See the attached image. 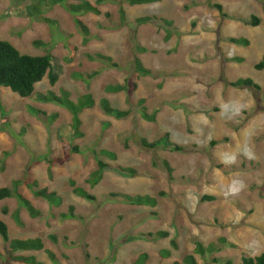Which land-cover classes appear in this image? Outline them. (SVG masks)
<instances>
[{
    "label": "rangeland",
    "instance_id": "obj_1",
    "mask_svg": "<svg viewBox=\"0 0 264 264\" xmlns=\"http://www.w3.org/2000/svg\"><path fill=\"white\" fill-rule=\"evenodd\" d=\"M215 4L223 5L227 15ZM99 7L101 14L80 15L92 33L85 42L74 15L61 4L30 16L22 12L18 0H0V39L22 53H50L58 74L55 84L46 76L30 97L0 86V158L8 153L0 162V187L21 180L20 192L41 210L40 216L32 217L18 199L0 200V219L8 223L11 237H41L45 249L23 253L48 264H135L142 254L147 255L143 264H188L184 259L189 254L195 255L197 264H221L195 252L196 240L218 244L221 237L236 246H223L213 256L242 264L244 254L262 253L264 91L243 87L247 88L243 95V88L234 89L229 82L252 78L264 87V69L255 67L264 56V0H159L137 5L105 0ZM121 8L127 14L124 24ZM254 15L260 18L258 25L251 23ZM141 16L156 18L139 24ZM223 28L228 36L247 38L250 44L230 42ZM205 44H213L220 55L196 58L195 52ZM140 46L148 51L140 52ZM96 54L113 60L89 57ZM137 56L153 75L136 71ZM235 56L243 60H232ZM117 83L127 89L107 90ZM63 90L75 102L87 93L95 99L94 106L80 113L82 137L74 135L71 111L44 99L49 93L62 96ZM141 98L146 99L148 112L156 114L154 121L143 117ZM105 99L131 114L124 118L106 114L101 107ZM166 134L185 149L175 151L168 145L152 150L141 144L142 137L155 141ZM98 160L110 166L92 186L88 180ZM119 165L135 167L139 175L123 174ZM34 179L62 195L63 203L57 206L35 196L27 184ZM70 179L96 199L76 194ZM126 195L153 196L157 203L134 204ZM205 195L215 199L203 201ZM70 205L81 219L61 217ZM160 230L169 236L148 235ZM52 234L58 236L57 242ZM48 249L56 253L57 261L49 257ZM0 252V264H26L9 259L1 235Z\"/></svg>",
    "mask_w": 264,
    "mask_h": 264
},
{
    "label": "trees",
    "instance_id": "obj_2",
    "mask_svg": "<svg viewBox=\"0 0 264 264\" xmlns=\"http://www.w3.org/2000/svg\"><path fill=\"white\" fill-rule=\"evenodd\" d=\"M19 4L23 6L22 12L27 13L30 16L35 15H43L45 12L46 7H51L56 4L63 5L71 14L75 17L76 25L78 26L80 32L84 36V41L88 42L91 39V29L85 23V21L80 18V15L86 13H95L101 14L102 10L99 7L101 3H104L105 0H97L96 3H93L91 0H18ZM131 5L137 4H147L157 2L159 0H126ZM222 15L226 16L227 14L223 10V5L215 4ZM121 22L124 24L127 18L126 10L121 8ZM106 15H110L109 12ZM156 16H141L137 18V22L139 24L148 23L154 20ZM44 20L54 23L53 20L49 18H44ZM168 24L170 23L169 20L166 18L164 19ZM253 25H258L260 23V18L256 15L253 16V20L251 22ZM171 35L168 34L167 37L169 38ZM228 40L235 44H244L249 45L250 40L247 38L242 37H228ZM40 43V42H38ZM73 49L74 46L71 45ZM138 49V48H137ZM140 52L148 51L147 48L141 47L138 49ZM74 55V51H73ZM92 60L99 58L105 59L107 61H112L113 59L109 56H105L103 54H96L89 56ZM232 60H243L242 57H234ZM113 66H118L116 62H112ZM135 67L136 71L140 75L144 76H151L154 74V71L145 66L144 62L140 57L135 58ZM257 69H264V56L260 62H258L255 66ZM97 74H91V76ZM46 76L49 77L50 82L55 84L58 80V74L55 72L54 65H53V56L48 53L44 55H30L26 53H22L13 43L8 40L0 39V86L6 87L11 89L14 93L20 95L21 97H30L35 93L36 85L41 82ZM230 86L235 88H243L248 87L250 89L255 90H263L260 84L255 82L252 78H239L237 80H233L229 82ZM127 89L126 84L117 83V84H110L107 86V90L111 92H120ZM45 100L48 101H56L59 104L63 105L65 108L71 111L73 114V128H74V135L75 137H82L84 135L83 131L81 130L82 127V119L80 113L89 107L94 106L95 99L91 93H87L83 95L77 102L70 99V93L66 90H63L62 96H57L53 93L51 96L45 95ZM146 99L141 98L139 100L141 106V112L143 117L148 121H154L156 119L155 113L148 112V107L145 105ZM101 107L103 108L104 112L108 115H112L116 118H124L131 114L130 109H119L114 107L109 100L105 99ZM213 144L217 143L216 141L212 142ZM141 144L144 148L157 150L162 146H172V149L175 151H183L185 148L178 144H174L170 141L169 134L162 137L161 139L150 141L146 137L141 138ZM74 152H80V148L78 146H73ZM108 153H113L109 150H104ZM115 155V153H113ZM8 153H6V157ZM6 157L0 158V162H5ZM48 172L52 174V168L55 164V161H49ZM98 168L92 172L89 183L92 186H96L104 176L105 169L110 165L103 160H98ZM165 166L169 173H173L174 169L171 166L168 160L164 161ZM119 171L123 174H129L133 177L139 175V171L132 166H117ZM22 181L16 179L13 182L12 186H2L0 187V200L8 199V198H16L18 199L21 207L24 206L25 209L30 213L32 217H38L41 215V210H39L33 202L26 197L23 193L20 192L19 187L21 186ZM29 188L33 190V193L37 197H42L48 200L51 204H55L60 206L63 203V197L57 191L51 190L49 187H43L40 185V182L37 179H34L27 183ZM70 184L73 187V191L90 200H95L96 196L91 194L88 190H86L82 186H77L76 181L74 179H70ZM126 198L130 199L134 204H152L156 205L157 199L153 196H138L132 197L126 195ZM203 201L215 199L214 196L205 195L203 196ZM7 213V208L4 210ZM15 216L18 220H20V210H16ZM61 217L63 218H79L82 217L75 212V206L70 205L68 212H62ZM0 235L3 238L4 242L8 245L9 254L8 257L10 260L26 263V264H48L44 261L38 259L37 255L35 254H25L23 252L27 251H39L45 249V242L41 237H29L26 239L23 238H12L10 234V227L8 223L4 219H0ZM149 236H157V237H167L169 236V232L166 230H160L156 233L150 232ZM51 239L54 242L58 241V236L56 234L51 235ZM209 243L205 245L202 241L196 240V248L195 252L200 254L203 258L208 259L209 256H212V262L221 263V264H234L231 259H224L222 256H213L215 253L220 252L223 246H231L235 247L236 244L229 241L226 237H221L218 241ZM173 246H177V242L175 239H172ZM49 254V257L53 261H57V255L51 249L46 250ZM164 254H170V251L165 250ZM0 255L3 254L0 252ZM147 255L142 254L135 264H143L146 260ZM184 262L188 264H197V259L195 255L189 254L185 257ZM176 264H180L176 262ZM242 264H264V251L257 255H247L244 254L242 256Z\"/></svg>",
    "mask_w": 264,
    "mask_h": 264
},
{
    "label": "crops",
    "instance_id": "obj_3",
    "mask_svg": "<svg viewBox=\"0 0 264 264\" xmlns=\"http://www.w3.org/2000/svg\"><path fill=\"white\" fill-rule=\"evenodd\" d=\"M224 29V28H223ZM223 35H225V37H227L228 35H229V33H228V30H225L224 29V31H223ZM228 37H230V36H228ZM235 37V36H234ZM198 43V42H197ZM226 42L224 41V43L223 44H225ZM223 44H221V45H223ZM235 44V43H234ZM196 45H198V44H196ZM218 46H221V45H219V44H217ZM248 46V45H247ZM213 49H214V46H213V44H205V46H204V49L202 48V50H200L199 51V53L198 52H195V55H196V58L197 57H200V58H207V57H209L207 54H210V56L211 55H214V54H219V52H215V51H213ZM207 50L209 51V53H207ZM221 50V49H220ZM220 55V54H219ZM206 56V57H205ZM236 57V56H235ZM195 60H197V59H195ZM232 62H234V61H231V63ZM231 63L229 64V65H231ZM231 87H233V86H231ZM232 89V88H231ZM234 89H236V88H234ZM245 89H247V88H243V90H242V93H243V95H246L247 93H246V91L247 90H245ZM248 94H249V92H248ZM224 102H227V100H225Z\"/></svg>",
    "mask_w": 264,
    "mask_h": 264
},
{
    "label": "clouds",
    "instance_id": "obj_4",
    "mask_svg": "<svg viewBox=\"0 0 264 264\" xmlns=\"http://www.w3.org/2000/svg\"><path fill=\"white\" fill-rule=\"evenodd\" d=\"M229 159H233V157H229Z\"/></svg>",
    "mask_w": 264,
    "mask_h": 264
}]
</instances>
